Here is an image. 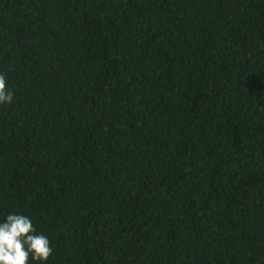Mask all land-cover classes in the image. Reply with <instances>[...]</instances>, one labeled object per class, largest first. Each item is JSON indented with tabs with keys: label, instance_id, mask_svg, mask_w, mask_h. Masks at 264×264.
Returning <instances> with one entry per match:
<instances>
[{
	"label": "trees",
	"instance_id": "obj_1",
	"mask_svg": "<svg viewBox=\"0 0 264 264\" xmlns=\"http://www.w3.org/2000/svg\"><path fill=\"white\" fill-rule=\"evenodd\" d=\"M0 74L47 264H264V0H0Z\"/></svg>",
	"mask_w": 264,
	"mask_h": 264
},
{
	"label": "clouds",
	"instance_id": "obj_2",
	"mask_svg": "<svg viewBox=\"0 0 264 264\" xmlns=\"http://www.w3.org/2000/svg\"><path fill=\"white\" fill-rule=\"evenodd\" d=\"M15 93L4 74H0V105L11 104ZM53 256L49 237L37 233L31 219L23 214H8L0 222V264H47Z\"/></svg>",
	"mask_w": 264,
	"mask_h": 264
}]
</instances>
